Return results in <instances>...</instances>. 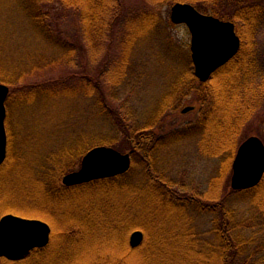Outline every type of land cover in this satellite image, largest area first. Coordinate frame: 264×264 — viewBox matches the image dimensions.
<instances>
[{"label": "rangeland", "instance_id": "obj_1", "mask_svg": "<svg viewBox=\"0 0 264 264\" xmlns=\"http://www.w3.org/2000/svg\"><path fill=\"white\" fill-rule=\"evenodd\" d=\"M19 2L20 0H0L2 57L4 60L8 57L9 62L11 61L5 69L9 73L13 72L16 80L24 81L13 87L8 85L13 97L7 106V157L9 143H12L10 158L15 161V165L10 172L12 183H9V195L5 197L0 194V204L5 208L1 218L13 214L26 219L42 220L50 225L53 232V221L49 214L25 210L24 202H19L17 208L10 206L17 205L16 201H33L29 197L31 193L29 185L33 182L42 183L46 192H50L51 195L77 187L65 186L63 178L79 171L84 156L98 146L112 147L123 154H131L132 167L129 170L131 178L128 182L138 186L145 181L144 176H141V161L133 163V150L128 144V135L123 134L127 130L131 134L138 126L148 134L152 131L156 135V141L160 140L158 146L154 147L151 162L155 184H160V180H166L168 185L171 184L174 194L190 201L184 210L186 217L189 218V227L197 233L196 237L201 242H214L215 222L211 210L217 203L207 199L206 194L212 193L213 188L217 191L215 182L219 176L223 177L222 182L220 180L221 197L224 198L233 190L231 187L233 163L231 169L227 170L224 160L228 155L221 156V153L215 151V145H210L204 138L205 124L201 119L200 96L197 89H194L197 76L194 63L191 66L189 62L192 58L191 32L186 25L174 24L171 19L172 7L177 3L186 2L161 6L164 22L168 18L172 24L169 27L163 25L164 28L158 26L153 34L146 37L139 35L140 43L131 55L127 77L121 81V86L116 91V100H112L114 97L108 100L114 109L109 110L114 114L111 116L112 121L104 125L99 123L98 96L89 94L88 88L84 85L74 81L69 85L66 81L81 77L87 80L96 79L100 71L98 64L103 59L106 61L108 51L99 55L101 59L97 57V64L93 62L85 38L77 27L79 12L60 3H48L45 4L44 10L49 14V23L54 32L75 45L79 53L80 64L61 65L58 61L67 54L68 48L62 46V50H57L46 42L38 31L27 28V20L23 16ZM122 3L124 11L151 7L147 0H122ZM193 6L205 15L233 22L225 20L224 16H233L245 6L262 8L264 11V0H219L213 5L218 12L216 16L212 10L211 13H205ZM199 8L203 10L202 7ZM253 36L250 37L253 41L250 54L251 57L254 56L255 66L262 75L257 87L263 98L252 117L241 128L239 146L251 136H258L264 141V23L255 30ZM118 52L113 44L110 56L115 59ZM9 54L11 55L8 56ZM52 60H56V63L51 65ZM32 72L33 75L27 76ZM197 79L198 87L202 85L201 83H206ZM36 86H41L42 90L35 91ZM178 87L182 90L177 89ZM242 91L241 96L246 98ZM247 91L252 94L249 89ZM115 115L118 123L122 121L124 126L122 134H118L120 136H117L115 130L117 122ZM101 133H105V138L101 139ZM202 141L206 144L202 145ZM101 142H105L104 145ZM205 146L209 149L212 146L213 156L207 153ZM79 147L80 153L77 152ZM66 150H70L72 154ZM69 165H73V168L64 172V168ZM135 167L138 169L135 170ZM73 194L75 193L68 192L64 197ZM143 194L144 208H139L142 202L139 200L142 199L132 192L126 201L128 206L126 212L130 217H135L134 221L150 228L151 233L155 231L157 235L155 237H163L164 231L169 229L167 223L161 224L165 220L163 216L168 212L173 215L174 213L166 207L162 209L158 204L154 206L153 199L148 201V193L144 191ZM246 198L248 197L244 193L231 194L233 209L239 219L238 225L247 228L244 235V243L248 241L247 254L252 256L253 264H264V225L259 218L258 207L252 205ZM132 202H135L134 208ZM38 206L43 208L46 204L39 203ZM121 207L124 209V206ZM129 221L128 224H131L132 218H129ZM77 224L74 223L76 229ZM155 226L156 229L153 230ZM136 231L143 232L144 240L147 236L144 229L134 228L129 234L130 244L131 236Z\"/></svg>", "mask_w": 264, "mask_h": 264}, {"label": "trees", "instance_id": "obj_2", "mask_svg": "<svg viewBox=\"0 0 264 264\" xmlns=\"http://www.w3.org/2000/svg\"><path fill=\"white\" fill-rule=\"evenodd\" d=\"M218 1L147 0L150 8L133 11H124L122 0H20L19 4L27 20V28L38 31L44 40L57 50H62V46L68 48L67 54L58 61L61 65L77 66L80 64L79 53L75 45L54 32L49 23V14L44 10L45 4L48 3H60L64 7L74 8L79 12L77 27L85 38L93 62L97 64V57L100 58L104 52L108 51L106 56L109 61L106 58V61L104 59L100 61L98 64L100 71L96 79L87 80L81 77L66 81L69 85L71 81L84 85L88 88L89 94L98 96L99 123L104 125L112 121L111 116L114 114L109 110L114 109L108 100L110 101L113 97L115 99L112 100H116V91L121 86V81L127 77L131 55L140 43L139 35L146 37L153 34L158 26L164 28L172 24L168 18L164 22L160 7L169 3L186 2L195 5L205 13H211L212 10L216 16L218 12L213 5ZM224 19L237 24L238 34L242 39L241 51L232 61L219 69L208 82L201 83L202 85L198 87L199 81L195 78L194 89H197L200 96L201 119L205 124V137H203L210 145H215V151L221 153V156L228 155L224 163L227 170H230L240 144L241 128L252 117L263 98V94L258 92L259 87H257L258 81L262 80V75L255 66L254 56L251 57L250 54L252 51L250 47L253 44L250 37L256 29L263 26L264 11L262 8L245 6L233 16H224ZM113 44L119 51L115 59L110 56ZM2 54L0 44V82L11 87L24 82L23 79L16 80L13 72L9 73L5 69L11 61L9 62L8 57L4 60ZM189 62L192 66V58ZM55 63L56 60H52L51 65ZM33 74L32 72L27 76ZM34 88L35 91L42 90L41 86ZM248 89L252 91V94L247 91ZM241 90H243L242 94L247 96L246 98L241 96ZM12 97L10 94L7 106ZM243 103L246 104L243 105ZM116 116L115 121H117ZM115 125L117 136H120L118 134H122L124 130L122 121L121 123L117 121ZM128 132V130L124 131L123 134L128 135L127 141L130 149L133 150V163L141 161V176H144L145 181L138 186H133L132 182L131 184L128 182L131 178L129 172L117 178L98 180L65 189L56 195L47 193L42 183H31L29 197L33 201H16L17 205L13 204L10 208H17L19 202H24L25 210L37 214H49L53 221L50 244L45 248L34 249L18 260L0 257V264H253L252 256L247 254L248 241L244 243L247 228L238 225L239 219L233 209L231 194L244 193L248 197L246 199L258 207L259 218L264 225V178L255 188L237 192L232 190L222 198L220 185L223 177H218L215 182L217 191L213 188L212 193L206 194L207 199L217 203L211 210L215 222V240L201 242L196 237L197 233L189 227V218L184 212L190 201L174 194L171 184L168 185L166 180H160V184L157 185L154 182L156 179L152 176L154 172L151 170V162L154 147L158 146L160 140L156 141V135L152 131L148 134L138 126L132 130L131 134ZM104 135L105 133H101V139L105 138ZM104 143L101 142L102 145ZM205 144L206 142L202 141V145ZM12 146V143H9V155L0 166V194L5 197L9 195V183H12L10 172L15 165V161L10 158ZM211 147L209 149L205 146L207 153L213 156ZM80 149L79 147L78 153ZM66 151L70 153V150ZM136 167L135 170L138 169ZM72 168L73 165H69L64 168V172ZM21 182L23 183L22 180ZM144 191L148 193V201L153 199L154 206L158 204L162 209L166 207L174 213L173 215L168 212L163 216L165 220L161 224L167 223L169 227L164 231L163 237H155L157 235L153 230L156 226L151 233L150 228L134 221L135 217H130L126 212L128 209L126 201L132 192L142 199L139 200L142 201L139 208H144ZM68 192L75 194L65 198L64 194ZM39 203H44L46 206L40 208ZM132 204L134 208L135 202ZM121 206H124V209ZM4 209L0 204V218ZM129 218H132L131 224H128ZM74 223H78L77 229ZM134 228H142L147 233L144 242L138 248H133L130 244L129 234Z\"/></svg>", "mask_w": 264, "mask_h": 264}, {"label": "water", "instance_id": "obj_3", "mask_svg": "<svg viewBox=\"0 0 264 264\" xmlns=\"http://www.w3.org/2000/svg\"><path fill=\"white\" fill-rule=\"evenodd\" d=\"M174 24L186 25L191 32V52L195 74L207 82L218 69L232 60L242 47V40L233 22L205 15L188 3L172 7ZM10 87L0 83V166L7 158L8 133L6 128L7 100ZM132 167L131 154H123L112 147L98 146L83 158L79 171L63 178L67 187L123 175ZM264 178V142L258 136L246 139L238 148L233 161L231 187L235 191L258 186ZM49 224L38 219H26L9 214L0 220V257L18 260L36 248L46 247L51 240ZM144 234L136 231L131 244L138 247Z\"/></svg>", "mask_w": 264, "mask_h": 264}]
</instances>
